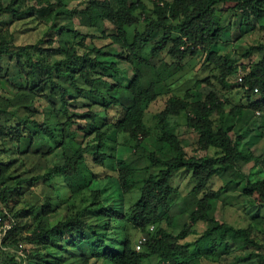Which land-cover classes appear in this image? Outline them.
Instances as JSON below:
<instances>
[{"label": "trees", "instance_id": "1", "mask_svg": "<svg viewBox=\"0 0 264 264\" xmlns=\"http://www.w3.org/2000/svg\"><path fill=\"white\" fill-rule=\"evenodd\" d=\"M230 11L246 23L250 17L264 19V0H9L6 5L0 0V15L8 18L9 28L19 32L30 26L39 37L36 43L17 46L15 32L0 33V59L15 58L28 82L44 69L48 77L47 94L35 93L36 85L29 84L17 88L10 98L0 96V264H224L222 257H230L226 264H264V217L252 215L244 228L228 225L214 214L219 190L208 186L220 170H233L238 177L225 185L241 187L245 210L251 214L264 207V166L259 164L263 153L256 156L253 151L263 136L253 133L248 142L252 148L245 150L240 146L246 142L244 137H230L236 122L245 120L243 109L264 114V46H250L237 59L215 51L227 27L223 16ZM74 19L94 31L80 33L71 23ZM139 25L141 31L130 39L127 29ZM54 32L56 41L51 37ZM157 33L161 35L155 39ZM96 39L109 40L116 48V59L133 68L130 82H118V63L102 64L111 55L94 45ZM146 49L148 57L142 55ZM165 51L170 64H151L150 59ZM202 52H207L216 70L213 78L224 87L239 60L262 53L243 67L237 84L247 107L229 104L215 91L197 101L188 92L181 98L167 95L152 135L144 115L150 104L166 94L161 84L169 79L167 68L178 69L189 56ZM71 61L78 62L77 69ZM105 69L112 75L102 74ZM4 76L0 70V78ZM79 101L82 107H77ZM81 108L84 113L76 111ZM110 108L121 116L114 122L101 121L97 111L106 113ZM182 114L185 128L196 137L193 155L185 152L176 123L170 120ZM254 127L253 131L261 130ZM55 128H59L57 136ZM120 135L127 137L141 167L117 158L109 149L108 143L119 144ZM57 150L62 163L44 164L39 172L41 160ZM207 151L211 155H202ZM110 163L119 203L131 201L128 196L134 189L139 191L120 215L112 203L101 200L99 191L91 190L92 182L103 176L100 170ZM181 169L192 178L194 201L185 211L186 221L176 227L169 182ZM56 179L66 194L47 186L42 204L33 193L23 191L30 184ZM22 208L32 217L30 231L19 220ZM58 215L62 218L51 224ZM198 224L203 232L184 241L195 236ZM130 229L148 233L140 251L135 250Z\"/></svg>", "mask_w": 264, "mask_h": 264}, {"label": "rangeland", "instance_id": "2", "mask_svg": "<svg viewBox=\"0 0 264 264\" xmlns=\"http://www.w3.org/2000/svg\"><path fill=\"white\" fill-rule=\"evenodd\" d=\"M9 0H2V3L6 5ZM230 13V14H229ZM225 14L223 17V23L226 25V30L222 36V42L217 45V48H214L215 51L219 54H228L231 55L233 59H237L238 55L240 53H244L246 48L250 46H264V19H255L253 17H250L248 19V22L246 23L244 20H240L238 17H234L233 14H231V11ZM68 22V20H66ZM225 22L227 24H225ZM71 23L74 25V27L80 32V33H87L89 30L85 28L84 26L78 24V22L74 19L71 21ZM108 28H111L109 25H107ZM141 26H133L129 30V38L131 39L132 36L137 33V31H141ZM8 26V18L4 15H0V33H10L12 32L14 35L15 32V44L18 45H28L36 43L39 39L38 34L35 31H32L31 27H25L19 28V32H16V30ZM74 28V29H75ZM94 30L89 31V33H92ZM95 34L97 32L95 31ZM161 33H157L154 37L157 39ZM52 39L54 41L57 40V33H52ZM71 38H69V41ZM64 41V40H63ZM94 45L97 48H103L104 51L109 52L111 55L110 57L105 58L103 61V65L105 67L109 64V61H112L114 63H118V68L120 69L119 72V78L118 82L121 85H125L126 83L130 82L134 76L133 68L126 63L125 61H120L119 59H116V48L114 45H110L109 40H103V39H96L93 41ZM45 45V44H44ZM57 45V44H56ZM47 46V45H46ZM142 55L144 57L149 56V50H145ZM262 53H255L252 55L249 59H241L237 63V66L235 67V71L233 73V76L229 78L227 86H222L218 82L215 81L213 76L216 74V70L214 69L213 64L208 60L207 52L198 53L197 55H194L192 57H188L183 64L180 65L178 69L175 68L174 65L171 66V68H167V74H169V79L166 83L161 84V86L164 88V91H166V94L160 95V97L150 106L146 109L145 115H144V122L147 125V127L150 129L152 135H155L156 131V115L159 111L163 109V104L168 98L167 95H174L176 97H183L185 93H189L192 96V100L197 101L203 98L209 91H215L214 94L221 100L224 99V101H228V103L233 104L234 106H242L247 107L248 101H246V96L243 93V91L237 86V84L240 82V80L243 77L244 71L243 67L248 68L253 62L258 60ZM111 58V59H110ZM151 64L158 65L159 63H171V59L168 58L166 55V51L160 54L156 59H150ZM72 68L77 69V63L78 62H72ZM29 65L27 64V66ZM0 70L1 74H5L3 79L0 78V96L4 98H10L14 95V92H16V89L19 87H31L30 85L35 84L36 88L34 89L35 93H41V94H47L46 88H44V85L48 83V77H47V69L41 70L36 75V79L34 81H27L26 76L23 74V72L20 70L19 66L17 65V62L15 58H13L11 55H4L0 59ZM29 71V70H28ZM169 71V72H168ZM101 73L104 75H112L111 71L108 70H101ZM47 78V79H46ZM53 78L55 76L53 75ZM206 80V84H201V86H197V83L200 81ZM39 81L38 87L37 82ZM63 85H67L66 83H63ZM82 82L79 81V86H82ZM46 91V93H45ZM122 94V93H121ZM40 102H42L40 99H37ZM77 107H82V101L77 102ZM230 106L227 105L225 107L226 110L230 109ZM118 110L120 107H117ZM94 110V109H93ZM79 113H84L85 109H76ZM103 110L97 111V116L99 119H102L101 121L104 122H114L115 119L119 118L117 109H111L108 110L106 113L101 112ZM122 111V110H121ZM71 112V111H70ZM243 116L244 119L243 122H236L235 127L232 129L230 133V137L232 140H235L236 135H241L245 138L244 141L241 142L240 146L241 148L248 149L252 148L251 145H249L248 142H250V138L253 133L258 134L259 132L263 136V139L259 141V143L254 146V153L256 156H260V151L263 153L262 158L260 159L259 164L264 166V114L263 113H256L255 115L251 113L250 111H246L243 109ZM116 119V120H117ZM172 123H176L175 127L177 130V133L179 135L181 145L185 149V152L188 155H193L192 151V144L196 141V137L193 135L192 131L185 128L184 126V114H182L179 117H174L170 119ZM174 121V122H173ZM254 122V123H252ZM78 125V122L76 123ZM258 125V127L261 130H255L254 126ZM75 126V125H74ZM4 133H7V129L3 131ZM59 134V128H55L53 131V135L57 136ZM43 139L48 140L47 137H43ZM118 145H110L109 149L113 150L115 152V155L117 158H121L128 163H133V166L135 167L139 165L141 167V164L139 163V159L135 158L132 152V149H130V144L127 143V137L120 135L117 138ZM36 143V140H34L33 144ZM55 145V143H53ZM1 146V145H0ZM12 147V145H7V148ZM58 153V155H57ZM60 151L57 150L53 154V156H47L44 160H41V168L39 172H43L44 169L42 166L44 164H52L53 161L57 163H62V159L59 156ZM2 154V153H0ZM11 157H13V152H9ZM15 154V153H14ZM201 155V153H199ZM211 155L210 151L202 152V155ZM198 155V154H197ZM196 155V156H197ZM15 156V155H14ZM8 159V158H7ZM2 162L7 161L6 158L1 159ZM243 170L246 172L247 167H244ZM103 173L102 178H99L97 181L92 182L91 184V190H97L101 193V200L105 204L112 203L113 211L120 215L123 211L126 210V208L129 206L131 201H135L137 197H139V191L137 189H134L131 193L132 195L128 196V199L131 201L125 202L122 204L120 202V197L116 194L117 181L115 178V173L112 171V163L108 166L106 169L100 170ZM157 170H153L152 172L155 173ZM38 172V173H39ZM220 173H217V176H214L211 182L208 184L210 189L213 190H219L218 192V202L215 204V210L214 214L215 216L222 220L223 222L227 223L228 225H232L234 227L238 228H244L248 225L250 218L247 217V213L245 211V198L241 194V187L236 186L234 184H227L225 185V182L228 180L236 179L238 175L233 170H220ZM220 174V175H219ZM189 173L184 170H178L176 171L171 180H170V187L174 191L171 197L172 202V218L175 219L176 227H179L182 223L186 221V214L185 211L188 212L189 208L193 204V196L191 195V188L193 186V181L191 180ZM61 180L56 179L52 182L47 183H38L36 185H29L27 188H23V191H29L26 192L27 194L33 193V198H38V203L40 202L42 204L43 195L48 191L47 186H53L54 189L60 190V193L66 194L61 188ZM225 187V188H220ZM42 188V189H41ZM28 200L31 201V197L27 196ZM29 201V202H30ZM125 207V208H124ZM192 208V207H191ZM247 208V206H246ZM259 209H261L259 211ZM259 209H255L252 211L254 216L258 217H264V207H260ZM33 211V210H32ZM246 213V214H245ZM59 214H62L60 212ZM29 212L22 208L20 210L18 217L21 222L25 223L24 228L27 229V231H30L33 222L32 217L28 216ZM61 215H58L56 218L52 219L50 222L51 224H54L58 219H61ZM19 221V222H20ZM88 222H93V219H86ZM115 225V224H114ZM257 230H261L260 226H256ZM195 236H189L184 241L190 242L194 240L199 234H201L203 231V226L201 224H198L195 227ZM178 232V229L175 230V233ZM128 234H130V237H132V240L134 243L137 241V239L140 237V232L130 229L128 230ZM1 235V234H0ZM221 263L226 264L230 257H222ZM34 261V260H32ZM32 264V263H29ZM101 264V263H98Z\"/></svg>", "mask_w": 264, "mask_h": 264}, {"label": "clouds", "instance_id": "3", "mask_svg": "<svg viewBox=\"0 0 264 264\" xmlns=\"http://www.w3.org/2000/svg\"><path fill=\"white\" fill-rule=\"evenodd\" d=\"M152 230H153V227L151 226V227L148 228V231H147V232H148V233H151ZM148 233H146V234H148ZM140 234H141V235H140V237L137 239V241L135 242L134 247H136L138 241L142 238V236H145V235H146V234L144 235L143 233H140ZM146 236H147V235H146ZM146 236H145V237H146ZM146 241H147V237H146ZM146 241H145L144 243H146ZM144 243H142L141 248L143 247ZM141 248H140L139 250H137V249L135 248V250H136V251H140Z\"/></svg>", "mask_w": 264, "mask_h": 264}, {"label": "built area", "instance_id": "4", "mask_svg": "<svg viewBox=\"0 0 264 264\" xmlns=\"http://www.w3.org/2000/svg\"><path fill=\"white\" fill-rule=\"evenodd\" d=\"M254 93H257L258 91L256 89L253 90ZM146 241V237L142 236V238L138 241L137 245H136V249L139 250L142 246V243H144Z\"/></svg>", "mask_w": 264, "mask_h": 264}, {"label": "crops", "instance_id": "5", "mask_svg": "<svg viewBox=\"0 0 264 264\" xmlns=\"http://www.w3.org/2000/svg\"><path fill=\"white\" fill-rule=\"evenodd\" d=\"M245 211H246V210H245ZM246 212H247V213H249V214H247V217H249V218H250L252 215L254 216V214H253V213H251V214H250V211H249V210H247ZM245 214H246V213H245Z\"/></svg>", "mask_w": 264, "mask_h": 264}]
</instances>
